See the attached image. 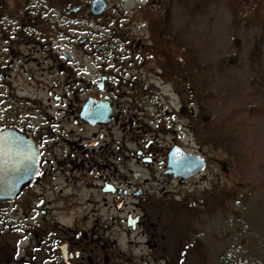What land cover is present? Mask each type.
Segmentation results:
<instances>
[{"label":"flooded vegetation","instance_id":"1","mask_svg":"<svg viewBox=\"0 0 264 264\" xmlns=\"http://www.w3.org/2000/svg\"><path fill=\"white\" fill-rule=\"evenodd\" d=\"M92 1L0 0V165L15 148L14 166L32 149L37 165L0 199V264H254L213 246L196 212H166L208 166L195 153L193 176L170 166L191 153L174 121L187 107L165 104L166 63L180 59L142 45L158 40L152 23L135 36L126 11Z\"/></svg>","mask_w":264,"mask_h":264},{"label":"rangeland","instance_id":"2","mask_svg":"<svg viewBox=\"0 0 264 264\" xmlns=\"http://www.w3.org/2000/svg\"><path fill=\"white\" fill-rule=\"evenodd\" d=\"M106 1L135 36L155 25L158 40H142L151 55L158 41L162 56L180 59L166 63V109L187 107L175 112L178 143L208 166L172 192L166 212H196L213 246L264 264V0Z\"/></svg>","mask_w":264,"mask_h":264},{"label":"water","instance_id":"3","mask_svg":"<svg viewBox=\"0 0 264 264\" xmlns=\"http://www.w3.org/2000/svg\"><path fill=\"white\" fill-rule=\"evenodd\" d=\"M92 6L101 11L104 9L105 3L103 0H93ZM19 150V148H15V151L10 152L12 159L5 158L4 163L0 165V199L13 200L24 187L31 183L37 173L34 149L30 152H25L26 159L23 166L13 165L15 161L13 157L19 156L17 155ZM22 160L20 159V161ZM27 160L31 164L30 167H25L26 163H28ZM170 166L175 176L186 179L202 171L205 167V161L197 155L172 151L170 154Z\"/></svg>","mask_w":264,"mask_h":264}]
</instances>
